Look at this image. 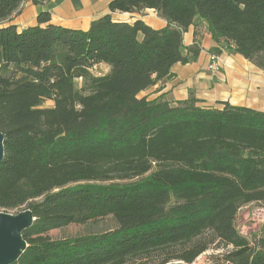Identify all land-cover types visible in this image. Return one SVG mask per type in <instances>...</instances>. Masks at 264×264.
<instances>
[{
	"label": "trees",
	"instance_id": "1",
	"mask_svg": "<svg viewBox=\"0 0 264 264\" xmlns=\"http://www.w3.org/2000/svg\"><path fill=\"white\" fill-rule=\"evenodd\" d=\"M22 3L0 0V212L34 219L10 264H192L212 247L229 248L225 264H264V237L235 226L242 206L264 204V112L139 97L197 59L196 37L183 45L196 20L212 57L264 72V0H110V13L153 10L166 26L107 14L86 31L47 11L18 31L7 23ZM105 220L115 226L48 235Z\"/></svg>",
	"mask_w": 264,
	"mask_h": 264
},
{
	"label": "crops",
	"instance_id": "2",
	"mask_svg": "<svg viewBox=\"0 0 264 264\" xmlns=\"http://www.w3.org/2000/svg\"><path fill=\"white\" fill-rule=\"evenodd\" d=\"M110 0H47L44 4L33 5L32 0H23L19 12L7 24L14 25L18 31L36 25L40 12L50 13L51 24L65 28L86 31L91 22L109 14L114 21L133 23L143 21L149 27L159 30L166 26L153 10L140 13H110ZM196 34V36H195ZM196 37L200 53L197 59L185 65L177 64L171 68L169 77L164 78L139 94L147 100L162 96L170 103L193 97L202 106H217L218 102L243 106L264 112V72L238 54L224 49L216 57L219 72L210 70V50L217 44L207 33L206 27L199 20L183 34V45L190 46ZM102 74L108 71L104 64L95 66Z\"/></svg>",
	"mask_w": 264,
	"mask_h": 264
},
{
	"label": "rangeland",
	"instance_id": "3",
	"mask_svg": "<svg viewBox=\"0 0 264 264\" xmlns=\"http://www.w3.org/2000/svg\"><path fill=\"white\" fill-rule=\"evenodd\" d=\"M102 74L100 70H95ZM78 85V83H77ZM52 103L47 101L43 103L42 107H51ZM23 212V211H21ZM15 212L9 213L14 215ZM20 213V212H18ZM115 224L112 220H105L90 227L83 228L81 226L71 225L62 230H55L49 232V236L53 239L71 237L87 233L88 231L99 232L108 228L114 227ZM236 230L238 234L245 237L248 242L253 243L254 240L264 237V204H247L242 206L236 217L235 221ZM229 250V248H216L212 247L208 251L200 255L192 264H225L222 261V255ZM171 264H184V263H171Z\"/></svg>",
	"mask_w": 264,
	"mask_h": 264
},
{
	"label": "water",
	"instance_id": "4",
	"mask_svg": "<svg viewBox=\"0 0 264 264\" xmlns=\"http://www.w3.org/2000/svg\"><path fill=\"white\" fill-rule=\"evenodd\" d=\"M2 151L3 135L0 133V162L3 157ZM33 220L29 211L14 215L0 212V264H10L18 258L25 248L20 234L31 225Z\"/></svg>",
	"mask_w": 264,
	"mask_h": 264
},
{
	"label": "built area",
	"instance_id": "5",
	"mask_svg": "<svg viewBox=\"0 0 264 264\" xmlns=\"http://www.w3.org/2000/svg\"><path fill=\"white\" fill-rule=\"evenodd\" d=\"M215 60H216V57H212L211 56L210 70L212 72H214V73L220 71V67H219L218 63Z\"/></svg>",
	"mask_w": 264,
	"mask_h": 264
}]
</instances>
